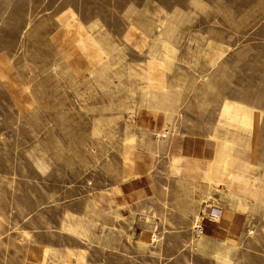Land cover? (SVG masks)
Masks as SVG:
<instances>
[{"label":"rangeland","instance_id":"obj_1","mask_svg":"<svg viewBox=\"0 0 264 264\" xmlns=\"http://www.w3.org/2000/svg\"><path fill=\"white\" fill-rule=\"evenodd\" d=\"M0 264H264V0H0Z\"/></svg>","mask_w":264,"mask_h":264},{"label":"bare ground","instance_id":"obj_2","mask_svg":"<svg viewBox=\"0 0 264 264\" xmlns=\"http://www.w3.org/2000/svg\"><path fill=\"white\" fill-rule=\"evenodd\" d=\"M255 110V109H254ZM256 111V110H255ZM262 113V112H261ZM242 122L244 123V125H246L247 127H251V122H252V114L250 111H248L247 109L245 110V112L242 114ZM256 122H258V119L256 120ZM226 148V149H225ZM224 151H220L219 153V159H218V164H221L220 166L222 168H226L230 159L232 158V153L230 150V147L226 146L223 149ZM219 167V166H218ZM227 169V168H226Z\"/></svg>","mask_w":264,"mask_h":264},{"label":"crops","instance_id":"obj_3","mask_svg":"<svg viewBox=\"0 0 264 264\" xmlns=\"http://www.w3.org/2000/svg\"><path fill=\"white\" fill-rule=\"evenodd\" d=\"M232 161H234V159H233V157L230 159V161H229V163H228V167L230 166V163L232 162ZM228 167H227V172H229L230 173V175H233V174H231V172L229 171L230 169H228ZM235 178V177H234ZM238 178H243V177H241V176H238ZM215 214H217V212H215Z\"/></svg>","mask_w":264,"mask_h":264},{"label":"built area","instance_id":"obj_4","mask_svg":"<svg viewBox=\"0 0 264 264\" xmlns=\"http://www.w3.org/2000/svg\"><path fill=\"white\" fill-rule=\"evenodd\" d=\"M201 231H202V228H201Z\"/></svg>","mask_w":264,"mask_h":264}]
</instances>
